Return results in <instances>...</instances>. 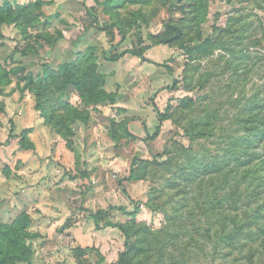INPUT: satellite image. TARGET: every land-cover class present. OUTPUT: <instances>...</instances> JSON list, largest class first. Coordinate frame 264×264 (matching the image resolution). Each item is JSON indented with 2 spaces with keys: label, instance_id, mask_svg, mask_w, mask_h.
Instances as JSON below:
<instances>
[{
  "label": "rangeland",
  "instance_id": "obj_1",
  "mask_svg": "<svg viewBox=\"0 0 264 264\" xmlns=\"http://www.w3.org/2000/svg\"><path fill=\"white\" fill-rule=\"evenodd\" d=\"M85 2L0 0L1 264H264V0Z\"/></svg>",
  "mask_w": 264,
  "mask_h": 264
},
{
  "label": "trees",
  "instance_id": "obj_2",
  "mask_svg": "<svg viewBox=\"0 0 264 264\" xmlns=\"http://www.w3.org/2000/svg\"><path fill=\"white\" fill-rule=\"evenodd\" d=\"M83 3L85 4V9H86V12L91 16V24L92 26H94L96 29H109V30H112L113 28H116L119 35H120V40L123 39L124 37V29L121 27V26H116L114 25L113 23L111 24H102L99 22V19L97 18V15L96 13L94 12V9H95V5H90L88 6L85 2V0H82ZM174 5H170V8H173ZM166 27H168L169 31H170V35H168L167 37H164L162 39H160L159 41H162V42H168V41H171V40H174L176 38H179L180 35H181V29L178 25H173V24H166ZM0 38H1V33H0ZM149 48V45H138L137 47L133 48V49H125V50H122L120 52H110V51H103V56L105 59H108V60H112V61H115V60H118L120 57H122L124 54H130L132 55L133 57H136V58H139L141 60H145L146 57L144 55L145 51ZM68 65H65V67H67ZM167 68V71L169 73L170 72V67L169 65H163ZM73 72V71H72ZM72 72H70L69 70H65L64 73L67 77V79H69L71 82H74V84L78 87V88H82L83 86V81L80 80V77L82 76L81 75H74L72 74ZM156 116H157V124L155 125L154 127V131L153 133L150 135L151 137H155L159 131H160V128H161V124L162 122L168 117V113L167 111L165 112H161L159 110H157V113H156ZM127 132L129 134H132V132L129 130V128L127 127L126 128ZM32 131V127H26L24 129H22L21 131V134L22 136L25 138L26 135L28 133H30ZM264 132L261 131V135L263 134ZM21 144L22 146L24 147H29L30 144H26L24 142V139L22 138L21 139ZM149 159L147 158H139V157H133L132 159V162L130 164V169H129V176L125 177V173H119L118 176L121 175L122 178L124 179H129L131 178V176L135 173L137 167L139 164H141L142 162H148ZM113 208H117L123 212H133L131 210H128L126 209L125 207H122V206H119V207H113ZM97 215H98V218L97 220H102L106 215H107V211H98L97 212ZM23 220V223L26 225L27 224V220L26 219H22ZM104 225L106 226H113V227H118L119 230H121L123 233H126L127 234V228L120 224V223H113V222H106ZM125 253H122L119 257V262L118 264H125L124 263V259H123V256H124ZM0 264H1V261H0ZM14 264V263H12Z\"/></svg>",
  "mask_w": 264,
  "mask_h": 264
}]
</instances>
